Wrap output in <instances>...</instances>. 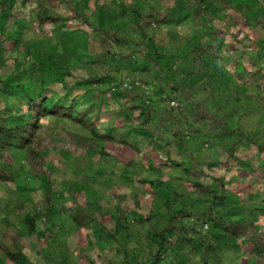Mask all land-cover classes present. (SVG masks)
<instances>
[{
  "label": "trees",
  "instance_id": "16d2710c",
  "mask_svg": "<svg viewBox=\"0 0 264 264\" xmlns=\"http://www.w3.org/2000/svg\"><path fill=\"white\" fill-rule=\"evenodd\" d=\"M18 2L23 6L32 4L34 23L39 27L54 26L56 31H60L58 35L62 39L66 32L69 33L74 41L72 47L61 43L70 52L58 59L53 53L38 56L36 52L37 62H29L32 48L27 40L20 38L23 25H30L31 28L32 20L27 16L20 18L22 23L16 17L14 22L10 21ZM241 9V6H234L231 0H154L148 9H142L135 0H0V69L8 67V63L16 65L8 78L0 73V92L15 94L20 89L24 94L19 104L13 107L5 100L9 105L7 113L0 111V184H14L27 173L32 179L42 182L46 205L41 211L31 214L24 211L18 200L6 199V203L0 207V264H34L31 251L41 249L56 236V210L68 214L71 225L78 232L94 227L93 233L100 247L104 249L112 245L117 247V252L123 251L124 264H186L189 257L177 251V247L184 248L192 243L203 264H221L224 245L237 250L247 246L250 250L249 264H264V231L257 225L258 216L241 220L229 217L225 209L230 205V194L235 191L226 187L223 178H217L214 183H204L202 180L207 176L206 170L201 162L193 159L191 144L197 140L196 126H202L206 134L210 131L234 134L236 131L230 129L226 118L220 113V107L208 105L207 100L195 101L191 97L192 91L195 89L194 92L202 93L211 89L213 82L218 86L230 77L223 69L221 71L213 55L201 43L180 52L179 63L176 61L178 66H175L176 57L171 55L169 46L156 40L154 33L171 19L180 21L195 17L204 19L201 24L203 31L208 29L213 34L218 29V21H224L226 15L235 14L248 24L259 26L264 35V6L259 9L260 15H244ZM201 12L207 15L203 17L199 14ZM7 22L11 28L8 32ZM62 28L65 31H61ZM234 38L238 46L246 48L250 43H257L253 48L258 55L262 53L258 46H264V36L261 41H255L247 33L241 38L234 35ZM216 40L223 43L219 35ZM83 50L87 52L81 53ZM9 52L16 53V57L5 58ZM246 54L252 59V49H248ZM75 56L77 59L70 61ZM237 57L231 58L229 69H235L244 61ZM78 66L86 70V76L73 79V82L66 80V76H71L72 68ZM255 67L248 73L239 71L240 82L233 89L264 108V69ZM26 73H33L35 81L40 82L38 88L26 90L23 81ZM200 73L207 77L204 85L201 84ZM246 76L251 83H248ZM125 80L133 83L131 89L124 85ZM57 82L61 86L59 95L46 88L47 84L51 87ZM228 82L232 84L236 81L229 79ZM85 85L87 89L83 88ZM136 85L144 88L136 91ZM240 87L247 89L244 94ZM78 90L82 93H78ZM47 91L51 92L50 95ZM109 92L114 99L129 100V112L117 109L110 117L124 120L122 126L125 130L118 134L115 124L101 128L98 123L99 114L106 103L101 101ZM175 99L180 101L177 105H174ZM136 110L139 112L138 122L134 123L132 118ZM69 123L80 126L74 127ZM165 135L172 138L164 139L166 144L173 143L187 152L185 157L189 158L184 159L186 163H179L184 174L182 178L201 197L205 209L194 212L186 207L171 210L170 204L165 202L169 212L167 216L163 214L167 218L166 225L162 227L160 223L161 227L152 228L147 234L139 229H134L130 234L131 217L145 220L151 219V214L146 218L139 214V200L135 202V210L123 206L126 194L118 193L112 187L108 192L112 193L115 206H104L99 201L105 195L99 191L102 187H95L90 178L94 176L99 180L105 172H96L98 166H94L101 158L109 156V143H118L128 150L130 148L132 155L124 161L126 169L122 177L133 182L135 176L141 186L150 187L158 196L163 185L161 171L150 163L153 156L146 153L142 143L146 140L145 144L153 147ZM191 137L194 141L190 140ZM239 137L257 143L243 132H239ZM238 144L232 147L231 152ZM257 146L264 155V147ZM149 152L155 151L151 148ZM55 157L62 159L65 167L69 163L72 167L71 178L65 180L59 190H56L59 172L49 165ZM137 158H140L139 161H135ZM145 162H149L150 171L156 172L157 178L141 175L139 167L146 166ZM87 163L91 164L89 168L86 167ZM259 170L263 175L260 184L264 187V156ZM240 186L244 192L247 185L240 183ZM113 187L122 191V187L116 183ZM86 191L93 197L91 201L80 200ZM172 192L176 198L180 197L176 190ZM249 195L255 196L251 191ZM61 200V210L56 209V201ZM68 202L71 204L68 205ZM191 219L193 225H189ZM40 221L44 223L43 228ZM206 222L213 230L205 231L203 224ZM110 223L113 225H108ZM217 227L221 235L218 245L206 240L215 234ZM189 231L196 235H189ZM144 234L147 240L142 243L140 239ZM199 238L201 243H197ZM103 239L109 243L101 242ZM133 239L138 245L131 247ZM89 243L91 245L93 242ZM83 257L89 264H95L92 255L84 254Z\"/></svg>",
  "mask_w": 264,
  "mask_h": 264
},
{
  "label": "rangeland",
  "instance_id": "374dc122",
  "mask_svg": "<svg viewBox=\"0 0 264 264\" xmlns=\"http://www.w3.org/2000/svg\"><path fill=\"white\" fill-rule=\"evenodd\" d=\"M231 1L234 6L242 7L241 10L244 15H260L259 9L261 6H264V0ZM135 2L138 3L142 9H148V7L154 3V0H135ZM205 12L199 14L204 17L207 15ZM27 16L32 20L31 28L30 25H23L24 30L20 39L27 40L32 48V53L28 56L29 62L33 61L36 63L37 54L38 56H43L46 53H53L55 54L56 59H58L62 54L65 55L70 52V50L68 51V48L64 47V43H61L65 42L69 47H72L74 41L72 37H69V33L66 32L62 39L58 35L60 31H56L54 26L47 25L39 27L34 23L35 18L32 4L23 6L18 2L14 8L10 21L14 22L16 17L19 19V22L22 23V19L20 18ZM203 21L204 19L200 20L195 17L180 21L171 19L154 31L155 38L160 43L164 42L165 45L169 46L171 55L176 57L175 66H178L177 62L179 63L178 54L180 52L182 53L186 47L193 46L195 43L205 45L206 50L211 53V56L213 55V58H215L218 67H221V71L223 69L226 76L230 77L226 78V82L223 80L224 83L218 86H215V82H213L211 89H207L202 93L194 92L195 87H193L194 91H192L191 94L192 99H195V101L207 100L208 105H211L212 107H220V113L226 118L230 129L236 131L234 134H224L215 131H210L206 134L202 126H196V132H198V134L195 138L197 140L194 141L192 137L190 138V140L194 141L191 144V147L194 149L193 159L201 162L206 170L207 176L202 180L204 183H214L217 182V178H223L226 187L235 191L236 194H230V205L226 207L225 213L229 217L237 220L251 216H258L259 220L257 225L261 231H264V187L260 184L263 175L259 170V165L262 163L264 155L260 152V149L257 146L260 145L264 147V108L256 101L253 102L245 99L244 95L233 89V86H235L237 82H240V78H238L237 75L239 71L248 73L254 69V66H256L255 68L260 67L264 69V46H258V50L262 51V53L258 55L257 50L253 48V45H258L257 43H250L251 45H248L247 48L244 46H238L234 35L241 38L243 34L247 33L251 35L255 41H261L264 36L263 30L257 25H250L245 20L239 19L238 15L235 14L226 15L224 21H218L216 25V28L218 29H215L213 34H211L208 29H204L206 31H203L201 27ZM76 23L82 24V22L79 21H76ZM17 25H19V23H17ZM10 29L9 22H7L6 31H10ZM61 31H65L64 28H62ZM217 35L223 39V43L216 40ZM248 49H252V59L247 57L246 52ZM84 52L87 51L83 50L81 53ZM8 56L16 57V53L9 52L5 55V58L10 59ZM236 57L239 59L242 58L244 61L235 69H229V63L232 62L231 58ZM76 59L77 57L75 56L74 58H71L70 61ZM85 60L86 59L83 60V63ZM7 65L8 67L5 66L0 69V73L4 78H8L12 70L16 68V65H11L9 63ZM0 66L2 65L0 64ZM210 69H213V67ZM207 72L211 73L210 71ZM86 73V70L81 69V67L79 68V66L72 68V74L70 77L66 76V80L70 79V82H73L75 79H80L81 76H86ZM246 77L248 83H251V79L248 76ZM200 79L201 84L204 85L207 77L204 73H200ZM229 79H234L236 82L231 84L228 82ZM23 81L26 90L29 91L38 88L40 85V82L35 81L33 73H26ZM123 83H125L124 85L128 86L130 89L133 86V83H130L129 81L127 82V80ZM59 85L58 82L53 83L51 87L47 84L46 88L47 90L50 89L55 95H59L61 90V86ZM87 87V85L83 86L85 89H87ZM141 87L144 88L142 85ZM141 87L136 85V91ZM239 90L244 94L247 89L240 87ZM50 93V91H47L48 95H50ZM78 93H82V91L78 90ZM111 95L112 93L109 92L101 101V103H106L104 104L105 109L99 114L100 120L98 119V123H100L101 128H107L109 124H115V131L118 134L121 130H125L122 126L124 120L121 117H110L113 111L117 109L129 112V109L127 108L129 100L125 98L114 99ZM236 95L240 98L237 99ZM22 96H24V94L20 89H17L15 94H11V92H0V111L7 113V106L10 104L11 107L18 105ZM5 100L8 101L9 105L5 103ZM175 100L174 105H177L180 101L177 99ZM133 114L132 121L137 123V115L139 112L136 110ZM94 117L97 116L94 115ZM69 124L74 127L80 126L77 123ZM239 132H243L247 137H252L257 143H251L248 139L239 137ZM164 139L172 140L170 136L165 135V137L163 136L160 138L158 144H155L153 147L150 144H145L147 142L146 140L142 143L145 145L146 153L153 156V158L149 160L150 163L161 171L163 185L159 189L160 193L158 196L156 195V191L152 190L150 187L141 186L135 176L133 177V182L127 181L122 177L126 169L124 161L129 159L132 155L130 148L128 150L118 143H109L107 146L109 156H104L97 161L96 166H94H98L96 172H105L99 180H96L94 176L90 178V180L94 182L95 187L97 185L102 187L99 191L105 195L104 198H101L99 201L103 203L104 206L107 207V204H109L108 208L115 206L116 202L113 200L112 193L108 192L110 187H112V190L126 194L123 206L135 210L137 209L135 202L139 200V214L141 216L143 215L144 218H146V215L151 214V219L146 218L145 220H139L138 217H131L132 228L131 232L128 231L130 234L134 232V229H139L142 231L141 233L147 234L152 228L158 229L159 227L166 225L167 218H165L163 214L167 216L169 215V212L165 202L170 204L171 210H178L186 207L189 211L194 212L205 209V205L200 201L201 197L195 190L191 189L190 184L182 178L184 177V174L179 163H183L185 162L184 159L187 160L189 158V156L185 157L187 152L179 149L173 143L166 144ZM163 141L164 143H160ZM237 142H239V144L235 149L233 148L234 150L231 152L232 147L236 145ZM149 147H151L156 153L149 152L151 150ZM115 156L118 158H115ZM96 159H98V156H96ZM139 159L137 158L135 161H139ZM209 162H211L210 166L207 165ZM69 164L65 167L64 161L57 158H53V161H50L49 165L52 166L55 171L59 172L56 180V190L61 189L63 187V182L71 178L72 167H70ZM145 165L146 166L139 167L141 175L157 178L158 174L150 171L149 162H145ZM89 166H91V164L87 163L86 167L89 168ZM82 173L85 175L84 170H82ZM88 173L90 174V172ZM115 183L122 187V191L113 187ZM240 183L247 185L243 190L244 192H242L240 188ZM173 190H176L178 194H180V197L176 198L172 195ZM250 191L255 194L254 197H250ZM89 192L91 193L90 190ZM89 192H84L85 194L80 200L84 201L88 199V201H91L93 197L90 196ZM44 196L42 182L32 179L27 173H25V175L14 184H0V207L6 203V199L12 198L18 200L19 203L22 204L24 211L35 214L46 206ZM56 196H58V194H56ZM62 202L63 200L56 201L54 207L61 210ZM67 204L70 205L71 203L68 202ZM54 217V220L57 223H55L57 228L54 229L56 236L51 238L46 246L31 251V261L34 264H89L83 257L84 254L92 255L95 264L125 263L123 262L125 261V254L123 251L120 253L117 252V247L113 246V248L111 247L112 245L105 247L104 249L100 247L97 237L93 233L94 227H90V229L85 232L84 230L78 232L75 230L74 226L71 225L72 223L68 214L66 215L62 211L56 210ZM108 225H113V223ZM183 225L186 226V224ZM189 225H193L192 219ZM40 226L41 228L44 227L42 221H40ZM179 228H181V226ZM203 228L206 229L205 231L213 230L208 226L207 222L206 224H203ZM216 231L215 234L208 236L206 240H210L212 244L215 243L218 245L221 239V235L218 233V227ZM188 233L189 235H196L195 233L192 234L190 231ZM145 234L141 236L140 240L142 243H145L147 240ZM202 236L205 238V232L202 233ZM88 239L93 242L91 245L90 243L88 244ZM200 239L201 238L197 240V243H201ZM34 240L37 242L36 236L34 237ZM101 242H104L105 244L109 243L106 239L101 240ZM133 245H138V242L134 241V239L130 242V246L132 247ZM80 247H82V250H80ZM177 248V251L180 250L181 253H184L185 256L189 257L186 264H203L201 257L194 251L193 243L184 248H180V246ZM249 251L250 250L247 246L243 248L240 247V250H237L234 249L233 246L224 245V259L221 260L223 261L221 264H249Z\"/></svg>",
  "mask_w": 264,
  "mask_h": 264
},
{
  "label": "clouds",
  "instance_id": "9594fccd",
  "mask_svg": "<svg viewBox=\"0 0 264 264\" xmlns=\"http://www.w3.org/2000/svg\"><path fill=\"white\" fill-rule=\"evenodd\" d=\"M172 103H173V101H172Z\"/></svg>",
  "mask_w": 264,
  "mask_h": 264
}]
</instances>
